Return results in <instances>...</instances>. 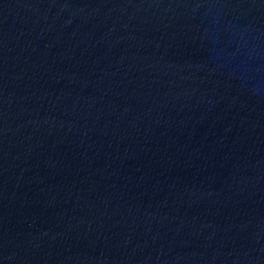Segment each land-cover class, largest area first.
<instances>
[{"label":"water","instance_id":"water-1","mask_svg":"<svg viewBox=\"0 0 264 264\" xmlns=\"http://www.w3.org/2000/svg\"><path fill=\"white\" fill-rule=\"evenodd\" d=\"M0 264H264V0H0Z\"/></svg>","mask_w":264,"mask_h":264}]
</instances>
